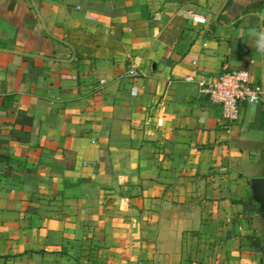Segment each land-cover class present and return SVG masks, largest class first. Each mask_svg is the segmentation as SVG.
<instances>
[{"label":"crops","instance_id":"1","mask_svg":"<svg viewBox=\"0 0 264 264\" xmlns=\"http://www.w3.org/2000/svg\"><path fill=\"white\" fill-rule=\"evenodd\" d=\"M239 68L264 0H0V264H264V102L197 84Z\"/></svg>","mask_w":264,"mask_h":264},{"label":"built area","instance_id":"2","mask_svg":"<svg viewBox=\"0 0 264 264\" xmlns=\"http://www.w3.org/2000/svg\"><path fill=\"white\" fill-rule=\"evenodd\" d=\"M129 74L135 75V71L130 69ZM197 84L200 93L220 105L225 128L239 118L243 102H264L263 83L250 82L247 69H225L217 75L201 77L197 80Z\"/></svg>","mask_w":264,"mask_h":264},{"label":"water","instance_id":"3","mask_svg":"<svg viewBox=\"0 0 264 264\" xmlns=\"http://www.w3.org/2000/svg\"><path fill=\"white\" fill-rule=\"evenodd\" d=\"M255 196L264 200V177L258 178L254 182Z\"/></svg>","mask_w":264,"mask_h":264}]
</instances>
